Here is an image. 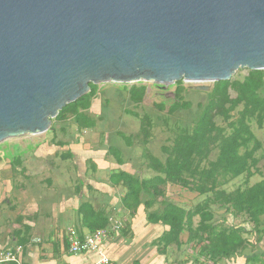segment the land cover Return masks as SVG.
<instances>
[{
    "label": "water",
    "instance_id": "obj_1",
    "mask_svg": "<svg viewBox=\"0 0 264 264\" xmlns=\"http://www.w3.org/2000/svg\"><path fill=\"white\" fill-rule=\"evenodd\" d=\"M264 70V0H0V144L49 131L90 83Z\"/></svg>",
    "mask_w": 264,
    "mask_h": 264
},
{
    "label": "trees",
    "instance_id": "obj_2",
    "mask_svg": "<svg viewBox=\"0 0 264 264\" xmlns=\"http://www.w3.org/2000/svg\"><path fill=\"white\" fill-rule=\"evenodd\" d=\"M177 84L168 113L178 111L183 116L187 114L192 120V128L176 130L171 143L161 146L164 160L144 149L143 166L153 172L152 176L141 178L117 170L110 174L109 181L125 189L121 197L125 210L135 214L143 206L148 223L166 228L152 243L161 255H166L172 246L180 248L183 245L182 235L187 232L191 238L200 237L210 245H200L196 256L185 262L178 261L179 264H186L189 260L190 264H221L222 261L241 256L261 240L264 177L254 184H249V180L259 173L256 154L263 147L251 123L255 121L259 128L264 127V70H249L242 80L217 81L210 91L187 88L197 96L205 94V101L197 102L195 109L181 95L184 91L183 81ZM89 86L87 94L59 111L51 120L49 131H56L53 120L73 119L78 131L96 127L97 122L88 111L97 104L98 84L90 83ZM128 91L130 99L138 104L144 99L146 87L134 86ZM231 91L235 93L234 97ZM164 107V104L160 106L161 109ZM236 110L237 116H234ZM217 117L226 124L218 125ZM150 124L149 118L145 117L140 129L144 144L148 143ZM119 134L131 144L128 137ZM52 140H55L54 136ZM56 144L63 145V142L57 141ZM107 150L120 163L118 149L109 145ZM214 150H217L216 158L210 159ZM241 176L246 177L243 186L233 190L225 188ZM171 186H179L204 196V199L192 207L182 206L168 193ZM144 195L147 197L143 199ZM217 209H223L242 224L247 223L249 229L242 225H228L225 218L215 221ZM79 213L83 225L90 232L109 225L108 216L89 202L81 204ZM245 233L251 234L254 240L246 237ZM245 261L246 264H264V251L246 256Z\"/></svg>",
    "mask_w": 264,
    "mask_h": 264
},
{
    "label": "crops",
    "instance_id": "obj_3",
    "mask_svg": "<svg viewBox=\"0 0 264 264\" xmlns=\"http://www.w3.org/2000/svg\"><path fill=\"white\" fill-rule=\"evenodd\" d=\"M73 135L0 145V252L22 246L21 264H93L94 253L70 252L67 236L70 228L82 237L91 233L79 213L89 202L108 218L125 217L122 229L111 232L102 246L114 264H179L169 259V251L161 255L152 245L166 228L148 223L143 206L135 214L125 210V189L109 181L114 171L133 173V161L119 154V163L108 147L93 139L88 145L82 132Z\"/></svg>",
    "mask_w": 264,
    "mask_h": 264
},
{
    "label": "rangeland",
    "instance_id": "obj_4",
    "mask_svg": "<svg viewBox=\"0 0 264 264\" xmlns=\"http://www.w3.org/2000/svg\"><path fill=\"white\" fill-rule=\"evenodd\" d=\"M249 69L239 68L231 77V80H242L245 76L248 75ZM178 82V81H177ZM177 82L172 83L168 86H161L153 82H133V83H100L98 84V95L93 107L88 111L91 117H94L97 125L92 130L86 129L83 131H77L76 125L74 124L73 119L57 121L53 120V126L56 128V131L52 133L48 131L46 133L36 135V136H20L16 138H10L5 142H12L20 138L35 139L38 143L51 141V138L54 136L55 139L60 138L64 139L68 131L75 137L77 132L85 135V142H89L93 139L96 144H102L105 147L109 145H114L118 149L119 154H122L125 159H130L133 161L135 166V171L131 173L136 177H150L153 175V172L143 165L145 160L142 157L144 149H148L156 156L164 160V155L161 151V146L171 143V138L173 137L176 130L181 128H192V120L188 117L187 114L184 116L182 113L176 111L174 114L168 113L169 106L174 100V93L178 88ZM204 85H209L210 91L214 83H203ZM195 83L184 82L182 86L184 91L181 95L184 99L190 101L195 109L197 102L205 101L204 96L200 97L194 93L187 91V88ZM134 86H144L146 87V93L144 99L141 103L136 104L129 97V89ZM232 97L235 96V93L231 91ZM165 105L163 109L160 108L161 105ZM238 110V109H237ZM237 110L234 113V116H237ZM145 117L149 118L150 121V134L148 138V143L144 144L143 139L144 135L141 132V126ZM216 123L220 126H224L226 123L220 118H216ZM62 127V130H60ZM251 128L256 135V137L263 143V147L257 152L256 156L259 158V163L257 168L259 173H256L253 177L250 178L249 184H254L260 181L264 177V127L259 128L255 121H252ZM122 133L124 136L128 137L131 144L127 143L128 140L121 136ZM91 136V139H90ZM89 140V141H88ZM1 143L0 145L4 144ZM94 143V142H93ZM96 146V145H95ZM99 146H96L98 148ZM84 154V152H82ZM110 155L113 156L112 153ZM217 155V150H214L210 156V159H215ZM84 156V155H82ZM131 156V157H130ZM128 157V158H127ZM87 167L92 163V160L89 159L86 161ZM245 176L234 179L228 185L225 186L227 190H233L237 187L244 185ZM168 193L171 198L177 201L179 204L185 207H192L196 203L204 199V196H199L196 193L190 192L186 189H182L179 186H171L168 189ZM147 196L144 195L143 199ZM225 218L228 225H242L245 229H249L248 224H242L241 221L234 219L229 213L222 210H216L215 212V221H222ZM121 220L125 222V217L122 216ZM198 218H195L197 221ZM261 240L255 242V245L250 247L244 254L241 256L235 257L229 261H222L221 264H246L245 258L248 255L253 253H261L264 251V218L261 220ZM246 237L254 240L253 236L249 233H245ZM183 245L180 248L172 246L169 249V259L185 262L188 259H191L192 256L197 255L198 248L200 245H210L209 242L204 241L200 237L195 239L191 238L187 232L182 235ZM191 261L186 262L190 264Z\"/></svg>",
    "mask_w": 264,
    "mask_h": 264
},
{
    "label": "built area",
    "instance_id": "obj_5",
    "mask_svg": "<svg viewBox=\"0 0 264 264\" xmlns=\"http://www.w3.org/2000/svg\"><path fill=\"white\" fill-rule=\"evenodd\" d=\"M108 220L109 225L106 228L98 229L83 237L75 229H68L67 236L70 252L73 254L94 253L96 259L93 264H114L104 252L102 246L111 232H117L122 229L123 221L114 217H110ZM22 250V246H16L15 249L0 252V263L14 262L21 264Z\"/></svg>",
    "mask_w": 264,
    "mask_h": 264
}]
</instances>
